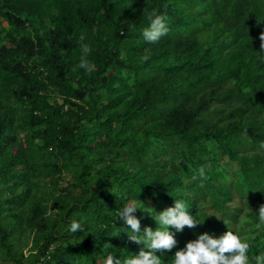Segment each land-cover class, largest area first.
Here are the masks:
<instances>
[{"label": "trees", "instance_id": "1", "mask_svg": "<svg viewBox=\"0 0 264 264\" xmlns=\"http://www.w3.org/2000/svg\"><path fill=\"white\" fill-rule=\"evenodd\" d=\"M0 264H264V0H0Z\"/></svg>", "mask_w": 264, "mask_h": 264}, {"label": "rangeland", "instance_id": "2", "mask_svg": "<svg viewBox=\"0 0 264 264\" xmlns=\"http://www.w3.org/2000/svg\"><path fill=\"white\" fill-rule=\"evenodd\" d=\"M24 254H25V255L27 254V251H26V250H24Z\"/></svg>", "mask_w": 264, "mask_h": 264}]
</instances>
